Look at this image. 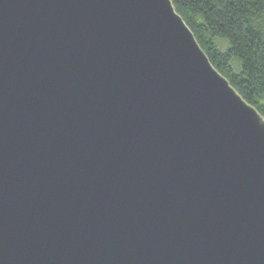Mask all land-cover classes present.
<instances>
[{
  "label": "water",
  "instance_id": "obj_1",
  "mask_svg": "<svg viewBox=\"0 0 264 264\" xmlns=\"http://www.w3.org/2000/svg\"><path fill=\"white\" fill-rule=\"evenodd\" d=\"M0 264H264V115L172 0H0Z\"/></svg>",
  "mask_w": 264,
  "mask_h": 264
},
{
  "label": "trees",
  "instance_id": "obj_2",
  "mask_svg": "<svg viewBox=\"0 0 264 264\" xmlns=\"http://www.w3.org/2000/svg\"><path fill=\"white\" fill-rule=\"evenodd\" d=\"M214 66L264 115V0H172Z\"/></svg>",
  "mask_w": 264,
  "mask_h": 264
}]
</instances>
